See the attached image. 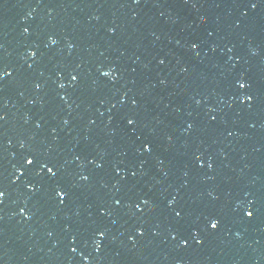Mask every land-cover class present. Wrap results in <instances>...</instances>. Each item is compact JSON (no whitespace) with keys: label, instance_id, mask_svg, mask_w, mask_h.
I'll use <instances>...</instances> for the list:
<instances>
[{"label":"water","instance_id":"1","mask_svg":"<svg viewBox=\"0 0 264 264\" xmlns=\"http://www.w3.org/2000/svg\"><path fill=\"white\" fill-rule=\"evenodd\" d=\"M0 72V264H264V0H0Z\"/></svg>","mask_w":264,"mask_h":264},{"label":"snow or ice","instance_id":"2","mask_svg":"<svg viewBox=\"0 0 264 264\" xmlns=\"http://www.w3.org/2000/svg\"><path fill=\"white\" fill-rule=\"evenodd\" d=\"M252 6L255 7L256 5L253 4ZM25 31H27V29H25ZM53 43H56V41H53ZM193 46L195 47L196 45H193ZM33 55H35V52H33ZM0 75H7V73H6V72H0ZM105 75H110V73H105ZM72 79L75 80V79H77V77H76V76H73ZM245 86H246V83H245V82H241V87H245ZM61 87H63V85H61ZM245 98L248 99V100H251V99H252V97H250V96L245 97ZM2 118H3V117H0V119H2ZM128 123H129V124H132V123H134V121H133V120H129ZM145 147H146V148H149V150H150V146H149V145L146 144ZM27 163H28V164H32V163H33V160H32V159H29V160L27 161ZM47 171H48L49 173H53V168H52V167H48V168H47ZM118 171H119V170H118ZM53 174H54V173H53ZM85 179H86V177H85ZM29 187H32V186L29 185ZM4 195H5V193L2 192V191H0V198H2ZM60 195L63 196V195H65V193H64L63 191H61V192H60ZM117 203H119V201H117ZM145 203H147V201H145ZM22 211H23V210H22ZM177 215H179V213H177ZM247 215H248V216H252V215H253V212H252V211H249V212L247 213ZM218 223H219V220H215V219L212 220V221H211V228H212V229H216L217 226H218ZM101 235H103V233H101Z\"/></svg>","mask_w":264,"mask_h":264}]
</instances>
